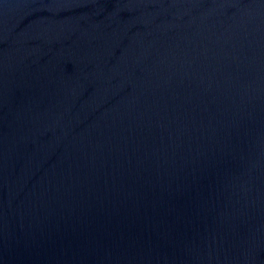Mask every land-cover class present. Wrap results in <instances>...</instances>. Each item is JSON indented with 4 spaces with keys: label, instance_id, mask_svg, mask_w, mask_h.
<instances>
[{
    "label": "water",
    "instance_id": "95a60500",
    "mask_svg": "<svg viewBox=\"0 0 264 264\" xmlns=\"http://www.w3.org/2000/svg\"><path fill=\"white\" fill-rule=\"evenodd\" d=\"M0 264H264V0H0Z\"/></svg>",
    "mask_w": 264,
    "mask_h": 264
}]
</instances>
